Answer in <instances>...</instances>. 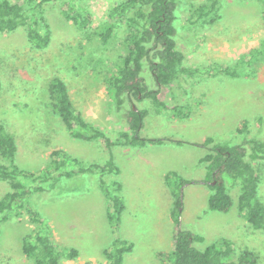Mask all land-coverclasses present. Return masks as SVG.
<instances>
[{"label": "rangeland", "instance_id": "374dc122", "mask_svg": "<svg viewBox=\"0 0 264 264\" xmlns=\"http://www.w3.org/2000/svg\"><path fill=\"white\" fill-rule=\"evenodd\" d=\"M124 1L61 0L47 4L44 16L50 39L41 50L28 42L25 27L0 34V123L14 138L13 163L20 170L40 174L53 151H61L70 158L67 170L103 165L111 155L120 173L106 174L103 179L108 185L119 181L122 186L124 211L118 234L133 245L123 264H169L160 254L168 255L173 249V186L166 182V176L173 172L190 182L180 188L179 227L203 237V242L195 246L203 250L227 239L232 243L235 258L248 250L255 254L258 264H264V231L252 229L239 213V183L226 181L233 202L227 213L208 211L211 191L201 181L205 178V166L197 163L198 156L207 150L170 142L197 145L212 138L214 143L235 145L242 140L237 134L242 121L248 122L249 138L264 142V60L249 66L253 72L249 76L205 74L189 83L181 81L160 87L159 99L167 110L174 105L186 107L185 118L174 117L167 110L159 111L149 100L135 102V108L148 111L141 136L166 140L162 145H116L107 150L101 140L78 141L69 135L52 110L48 83L58 77L67 86L74 109L92 121L88 123L97 125L111 140L127 129L124 116L115 112L106 91V80L126 55L128 29L124 20L110 16V11ZM206 2L180 0L176 40L185 53V65L197 70L213 64L234 67L264 38V4L258 0H220L217 22L187 31L189 9ZM78 8L89 14L90 24L86 27L80 28L65 19L64 13L74 15ZM107 24L116 25L108 44L103 45L98 34ZM142 76L148 88H155L146 64ZM251 163L259 177L258 199L264 207V161ZM0 164L10 163L0 159ZM99 178L98 174L87 173L63 177L54 187L47 183L44 191L32 193L19 217H10L1 226L0 264H32L22 253L23 237L36 228L27 213L28 207L50 227L54 246L78 251L75 259L64 258L61 264H108L103 251L110 248L113 239L107 220L110 205L99 188ZM26 183L30 187L39 184ZM9 191V183L0 181V199Z\"/></svg>", "mask_w": 264, "mask_h": 264}, {"label": "trees", "instance_id": "16d2710c", "mask_svg": "<svg viewBox=\"0 0 264 264\" xmlns=\"http://www.w3.org/2000/svg\"><path fill=\"white\" fill-rule=\"evenodd\" d=\"M61 0H22L21 4L9 0H0V34L11 33L25 27L26 38L34 49L41 50L48 46L50 28L44 16V7ZM79 1V0H78ZM264 4V0H258ZM180 0H125L110 11V16L116 15L124 20L128 29L125 39L126 55L119 59L116 71L106 80V91L113 103L116 113L124 116L127 131L119 132L115 140H111L103 131L88 123L73 107L67 86L58 77L48 83V99L52 110L56 113L69 135L78 141L91 142L101 140L107 150L116 145L143 147L145 145H162L166 140L149 139L141 136L144 120L148 115L146 109L136 106L149 100L160 110H167L165 103L159 99L160 87L174 82L189 83L197 76L218 73L225 77L238 78L252 75L249 66L264 60V38L259 47L251 52L234 67L221 68L213 64L207 69L197 70L185 65V53L178 48L177 11ZM72 9L69 4H66ZM79 7V6H76ZM220 0H207L198 6L192 5L186 20L187 31L213 25L220 19ZM66 20H71L78 27L90 24L89 14L78 8L74 15L64 13ZM264 21V8L262 9ZM116 25V24H115ZM114 24L98 34L103 45L108 44L114 34ZM146 64L153 79L155 88H148L142 71ZM186 107L174 105L167 110L174 117L185 118ZM242 136L240 143L235 145L214 143L212 138H206L197 146L205 148L206 154L200 159L204 164L206 174L203 184L211 194L207 200L208 211L227 213L233 205L227 192L226 181L239 183L240 192L237 197V209L243 214L247 224L254 230L264 231V207L258 199L259 177L251 162L264 161V142L249 138L248 122L242 121L237 129ZM176 146L196 145L182 141H170ZM16 153L14 138L8 134L0 123V159L8 161L5 166L0 164V181H7L10 191L0 199V232L1 226L10 217H19L26 208V200L32 193L44 191L48 183L51 187L60 178H71L80 174H98L99 188L110 205L107 220L113 236L110 248L103 251L108 264H123L124 256L132 251L133 245L119 237V222L124 211L120 197L122 186L119 181H112L108 185L103 176L112 174L117 176L120 171L114 164L112 156L103 164H91L88 167H73L67 170L70 159L61 151H53L50 161L43 171L34 174L23 171L13 163ZM73 163H77L73 160ZM166 182L172 188L174 211L171 218L174 223L172 237L173 249L170 254H160L169 264H258L257 257L251 251L245 250L236 258L232 243L221 239L217 244H211L203 250L195 246L202 243L203 237L181 230L179 227L180 209L182 207L181 186L190 182L176 173L166 176ZM26 181L39 182L33 188ZM198 183V182H197ZM50 187V188H51ZM27 213L33 224L34 232L22 239V253L31 260L32 264H61L66 258L73 260L78 251L74 248L59 249L50 240V227L31 207Z\"/></svg>", "mask_w": 264, "mask_h": 264}, {"label": "crops", "instance_id": "0c3cea01", "mask_svg": "<svg viewBox=\"0 0 264 264\" xmlns=\"http://www.w3.org/2000/svg\"><path fill=\"white\" fill-rule=\"evenodd\" d=\"M182 82H184V81H182ZM177 101H179V100H177ZM83 118H84L87 122L89 121L85 115H83ZM89 122L91 123L92 121H89ZM94 127L97 128V129H99V128L97 127V125H96V126L94 125ZM126 128H127V127H126ZM127 130H128V129H126L125 131H127ZM198 144H199V143H198ZM123 147H125V146H123ZM189 147L198 148V149H200V150H202V151L205 149V148L199 147V146H197V145H193V146H192V145H189ZM124 153H125V154H128L127 152H124ZM205 154H206V152L198 156V158H197V163H198V164L201 165V163H200L199 161H200V159H201ZM201 181H202V183H203V179H202ZM202 183H201V184H202Z\"/></svg>", "mask_w": 264, "mask_h": 264}]
</instances>
